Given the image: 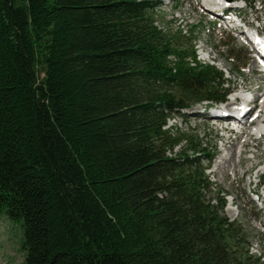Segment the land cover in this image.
<instances>
[{
	"label": "trees",
	"instance_id": "1",
	"mask_svg": "<svg viewBox=\"0 0 264 264\" xmlns=\"http://www.w3.org/2000/svg\"><path fill=\"white\" fill-rule=\"evenodd\" d=\"M161 3L0 0V214L23 221L22 264H264L207 173L216 145L169 125L231 82Z\"/></svg>",
	"mask_w": 264,
	"mask_h": 264
},
{
	"label": "rangeland",
	"instance_id": "2",
	"mask_svg": "<svg viewBox=\"0 0 264 264\" xmlns=\"http://www.w3.org/2000/svg\"><path fill=\"white\" fill-rule=\"evenodd\" d=\"M204 1L161 0L160 8L155 12L157 23L163 30L173 35L185 34L186 37L182 38V43H190L189 38L195 37L194 44L198 60L202 63L214 64L218 70L222 71L224 80L231 82L230 89H240L244 86L256 89L255 95L257 94L260 100L254 104L253 110L263 108L264 81L260 78L262 74L259 67L252 66L256 61L254 53H251L252 45L245 40H237L236 35L227 30V28L230 29L228 25L220 23L221 17L212 14L203 6ZM239 4L241 7H238V11L242 18L249 22L254 19L253 25L264 32V4L261 0L257 1L256 10L246 6L242 1ZM224 43L235 44L244 50L246 55L244 60L247 63L243 69L239 68L238 63H232L227 47L223 46ZM251 69H254V72ZM227 100H230V96H227ZM207 104L208 102H203L192 106L184 111V119L176 116L170 120L169 125L184 129L188 126L196 128L207 146L216 145L215 156L207 173L215 190H220L225 195L226 215L245 227L250 236L251 253L261 256L264 261V202L261 199V196L264 199V138L256 139L257 136H253L249 127H244L242 124L241 129L246 128L252 135L245 138L247 142L243 148L244 152L236 157L235 147L241 139L240 135L224 130L225 126L231 130L228 122L211 119L209 117L211 110L208 109ZM217 104L211 107L219 108ZM249 123L251 128L253 120L251 119ZM222 158H235L236 163L232 164V160H227L224 166L217 169V161ZM23 239V221L12 220L5 213H1L0 264L23 263L25 258L22 248Z\"/></svg>",
	"mask_w": 264,
	"mask_h": 264
},
{
	"label": "bare ground",
	"instance_id": "3",
	"mask_svg": "<svg viewBox=\"0 0 264 264\" xmlns=\"http://www.w3.org/2000/svg\"><path fill=\"white\" fill-rule=\"evenodd\" d=\"M222 4L226 8L233 7L232 3L226 4V3L220 2V0H207V2L203 3V6L209 12H211V9L216 8V7L219 8V7H221ZM224 16L225 15H223L222 18ZM237 26H239V25H237ZM240 30H243V27H240ZM263 44H264L263 42L261 44H259L260 47L264 46ZM255 60L256 61L252 64V66H253V68L255 67V65H257L259 67V71L262 74L260 76V78L262 81H264V54L259 53L257 55V58H255ZM260 62L263 63V65H260ZM251 70L254 72V69H251ZM255 97H259V96L256 94ZM241 105L242 104H241L240 100L237 98V96L236 97L233 96L230 100H226L225 102H222L220 109L223 110L224 112L227 111L229 113L225 114V116H226L225 118L221 117L219 119L230 120L229 118H227V115H231L232 113H236V112H237V114L242 113L243 115L239 116L238 120H231V121H235V123L238 124L239 126H241L242 124L244 127L248 126L250 131L253 133V136H255L257 134V132H259V131H264V114H263L264 108H258V110L256 111V109L253 110L252 104H246L247 112H246V114H244L246 109L243 108ZM250 112H251V114H250ZM211 113L216 114V111H211ZM255 114H258V116L263 117V119L262 120L258 119L259 122L257 123L255 129H252V128H250L249 122L252 119L253 123H254L255 120L253 119V116ZM252 133H250L246 128L245 129L242 128L241 130L238 131V136L240 135L241 139L237 145L235 144L236 145V147H235V156L236 157L238 154H241L244 152L243 148L246 146V142H247V141H245L246 140L245 138H247L248 135H252ZM255 138L257 139L258 137H255ZM254 148H256V147L254 146ZM227 160L228 161L232 160V164L236 163L235 158H233V159L232 158H230V159L229 158H222L219 161H217V169H220V167L224 166L226 164Z\"/></svg>",
	"mask_w": 264,
	"mask_h": 264
},
{
	"label": "water",
	"instance_id": "4",
	"mask_svg": "<svg viewBox=\"0 0 264 264\" xmlns=\"http://www.w3.org/2000/svg\"><path fill=\"white\" fill-rule=\"evenodd\" d=\"M230 1H233V0H230Z\"/></svg>",
	"mask_w": 264,
	"mask_h": 264
}]
</instances>
